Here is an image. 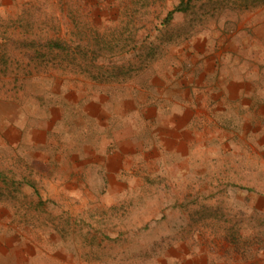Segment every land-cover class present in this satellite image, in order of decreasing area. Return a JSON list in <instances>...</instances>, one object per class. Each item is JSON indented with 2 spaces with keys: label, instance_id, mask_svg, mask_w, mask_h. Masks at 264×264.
Masks as SVG:
<instances>
[{
  "label": "rangeland",
  "instance_id": "374dc122",
  "mask_svg": "<svg viewBox=\"0 0 264 264\" xmlns=\"http://www.w3.org/2000/svg\"><path fill=\"white\" fill-rule=\"evenodd\" d=\"M34 1L45 7L40 24L0 26V46L3 31L43 34L44 50L64 49L82 68L15 77L26 103L48 101L47 92L62 83L89 96L144 98L162 77L198 80L202 62L230 47L234 57L264 61V0H0V22L19 18ZM4 66L0 60V81L9 82ZM22 158L0 149V173L14 178V190L30 185L5 199L14 210L1 214L13 220L0 231L23 238L26 257L51 264H264V149H234L226 164L222 153L199 176L153 174L119 198L46 195L54 181L32 184L30 177L48 167Z\"/></svg>",
  "mask_w": 264,
  "mask_h": 264
},
{
  "label": "crops",
  "instance_id": "0c3cea01",
  "mask_svg": "<svg viewBox=\"0 0 264 264\" xmlns=\"http://www.w3.org/2000/svg\"><path fill=\"white\" fill-rule=\"evenodd\" d=\"M232 53L230 47L204 60L196 81L162 77L144 98L71 94L62 83L47 92L48 101H0V149L48 167L34 168L30 179L54 181L44 192L50 196L119 198L153 174H206L222 153L226 164L234 149H264V61ZM3 186L0 228H10L13 219L1 213L14 209L2 199ZM20 251L24 260H17ZM26 259L39 262L26 257L23 238L0 231V264Z\"/></svg>",
  "mask_w": 264,
  "mask_h": 264
},
{
  "label": "trees",
  "instance_id": "16d2710c",
  "mask_svg": "<svg viewBox=\"0 0 264 264\" xmlns=\"http://www.w3.org/2000/svg\"><path fill=\"white\" fill-rule=\"evenodd\" d=\"M264 5V2H263ZM176 12L184 11L179 9ZM45 13V7L41 3L28 2L22 6L19 14V18L11 19L7 18L1 20L0 26L14 27L21 26H33L34 24H40L39 16ZM173 18V12L168 14L165 20V24L169 25ZM4 40V44L0 46V60H2L4 70L9 71L12 74V79L8 81H0V101L15 102L17 104L26 103L24 99L26 97L24 93V87L22 82H18L15 77H22L23 79L33 80L39 79L42 76L53 77L56 75H65L64 73L71 72L74 69H81L82 66L76 63V60L68 59L65 50L61 51H46V47H42L41 43L44 39L43 34H26L10 36L5 34V31L1 33ZM33 44L29 46L28 44ZM11 44L12 46H7ZM17 45L13 46V45ZM63 54V58H62ZM65 54V55H64ZM62 58V59H61ZM61 59V61H59ZM55 60V61H54ZM64 60V61H63ZM54 61V62H53ZM51 65H48L50 64ZM63 74V75H62ZM76 88H70L71 94L76 93ZM4 186L2 187L3 200L12 196V191L16 188L18 183H12V179H7L6 173H0ZM8 180V182H7ZM12 185V186H11ZM9 202V201H8Z\"/></svg>",
  "mask_w": 264,
  "mask_h": 264
}]
</instances>
